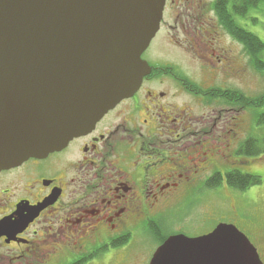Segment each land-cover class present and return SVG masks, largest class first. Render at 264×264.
Returning <instances> with one entry per match:
<instances>
[{
    "label": "flooded vegetation",
    "instance_id": "af4514ba",
    "mask_svg": "<svg viewBox=\"0 0 264 264\" xmlns=\"http://www.w3.org/2000/svg\"><path fill=\"white\" fill-rule=\"evenodd\" d=\"M217 7L166 0L137 92L64 149L0 172V264H150L175 234L143 252L169 212L214 174L244 171L248 16ZM159 36L176 59L160 44L148 54Z\"/></svg>",
    "mask_w": 264,
    "mask_h": 264
},
{
    "label": "water",
    "instance_id": "95a60500",
    "mask_svg": "<svg viewBox=\"0 0 264 264\" xmlns=\"http://www.w3.org/2000/svg\"><path fill=\"white\" fill-rule=\"evenodd\" d=\"M165 3L0 0V172L64 149L137 92ZM150 264L264 263L243 231L220 223L169 236Z\"/></svg>",
    "mask_w": 264,
    "mask_h": 264
},
{
    "label": "rangeland",
    "instance_id": "374dc122",
    "mask_svg": "<svg viewBox=\"0 0 264 264\" xmlns=\"http://www.w3.org/2000/svg\"><path fill=\"white\" fill-rule=\"evenodd\" d=\"M247 28L264 41V8L262 5L257 9L250 10ZM161 41V36H159L156 39V44H152V49L148 54H154L160 44L158 50L162 54L176 59V51L165 39L163 42ZM144 57L147 58L146 55ZM184 63L189 70L194 66L189 61H184ZM263 94L264 70H255L248 56L247 95L248 97H258ZM184 99L186 100V96ZM263 112L264 104L248 109L243 120L246 130H248L246 137L249 135L264 136V125L256 123V115ZM262 155L253 161L252 168L250 166L243 168L245 172L260 175L262 184L242 193L230 189L226 183L218 189L200 188L186 196L178 208L169 212L163 233L165 235L182 233L189 237H198L211 232L220 223H230L243 231L260 249V253L264 254V171H259L260 169L264 170V154ZM152 240L149 238L148 244L144 245L145 249L141 248L143 252L149 253L151 250L150 253H152L155 251V241Z\"/></svg>",
    "mask_w": 264,
    "mask_h": 264
},
{
    "label": "trees",
    "instance_id": "16d2710c",
    "mask_svg": "<svg viewBox=\"0 0 264 264\" xmlns=\"http://www.w3.org/2000/svg\"><path fill=\"white\" fill-rule=\"evenodd\" d=\"M216 2L218 6L217 8L220 11L223 9L226 14L223 11L222 12L227 18L244 14L248 16L251 9H257L260 5H262L264 8V0H216ZM230 8H233L234 11L228 14V10ZM232 23L235 24L234 21ZM246 44L248 56L254 69L257 71L264 70V41H262V39L257 34L248 29L246 34ZM262 104H264V94L258 97H247L246 109L248 111V109L259 107ZM256 123L257 125H264V112L256 115ZM243 146L246 147V151H244V153L247 157L248 167L251 166L253 161L259 158V156H263L264 136L249 135V137H246ZM259 171L264 170L260 169ZM224 183H226L230 189L242 193L254 186L262 184V177L260 175L242 170H233L229 173H226L225 175L219 173L214 174L206 181L204 187L207 189H218ZM155 233L156 232H154V234ZM167 236L168 235H165L164 233L156 235L155 242L160 244L164 241V239L167 238Z\"/></svg>",
    "mask_w": 264,
    "mask_h": 264
}]
</instances>
